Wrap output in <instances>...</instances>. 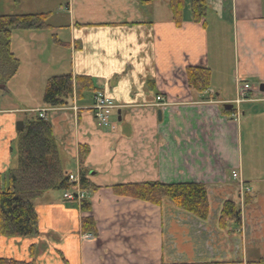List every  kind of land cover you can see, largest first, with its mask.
Here are the masks:
<instances>
[{
    "label": "crops",
    "instance_id": "1",
    "mask_svg": "<svg viewBox=\"0 0 264 264\" xmlns=\"http://www.w3.org/2000/svg\"><path fill=\"white\" fill-rule=\"evenodd\" d=\"M26 1L27 13L51 16L44 30L11 35L10 49L20 65L0 86V188L17 168V123L43 109L63 175L80 171L91 188L86 211L63 200L60 189L35 196L36 234L0 236V259L33 264L264 259L263 167L250 154L255 125L264 128V106L244 102L237 119L221 111L235 99L238 81L259 87L264 96V0H207L209 11L200 24L192 22L186 1L180 28L169 0L145 6L138 0ZM195 66L210 70V89L202 94L187 87L185 70ZM62 75L88 78L94 91L105 93L113 106L111 128H102L92 115L94 91L78 99L74 94L66 107L42 103L46 80ZM157 96L167 105L156 107ZM81 147L87 153L80 163ZM235 170L248 188L242 198L238 181L230 179ZM152 182L205 184L208 219L200 221L167 199L152 205L112 191ZM226 200L240 205L241 223L223 230L218 216ZM85 216L95 223L93 235L82 232Z\"/></svg>",
    "mask_w": 264,
    "mask_h": 264
},
{
    "label": "trees",
    "instance_id": "2",
    "mask_svg": "<svg viewBox=\"0 0 264 264\" xmlns=\"http://www.w3.org/2000/svg\"><path fill=\"white\" fill-rule=\"evenodd\" d=\"M157 0H138L145 6ZM190 6L192 22L200 24L209 11L207 0H169L173 23L176 28L183 24L182 12L185 2ZM50 13L39 14H3L0 15V86L12 79L18 73L20 65L10 49L11 35L17 30L40 31L48 28ZM187 87L200 94L210 88V70L205 67H187L185 70ZM42 103L50 108L66 107L84 92L94 91L90 79L78 76L74 81L71 75L53 76L45 82ZM230 115L232 110H221ZM17 148V168L7 175V185L0 188V236L8 239L25 238L36 234L37 213L32 199L49 189L67 190L70 185L63 175L56 145L53 139L50 123L38 116L26 120L19 133ZM86 149L80 148V163L86 154ZM80 188H91L80 172ZM115 196L133 198L154 205H160L165 199L175 207L190 213L200 221H206L209 216L208 194L205 184L159 182L117 185L112 188ZM246 203V202H245ZM219 213L218 227L225 230L228 224L239 226L241 223V208L238 203L224 201ZM82 211L88 209L87 203L82 205ZM83 233H95V223L92 217L81 219ZM0 264H33L32 261H16L0 259ZM252 264V263H250ZM255 264H264V259Z\"/></svg>",
    "mask_w": 264,
    "mask_h": 264
},
{
    "label": "built area",
    "instance_id": "3",
    "mask_svg": "<svg viewBox=\"0 0 264 264\" xmlns=\"http://www.w3.org/2000/svg\"><path fill=\"white\" fill-rule=\"evenodd\" d=\"M254 89L248 84V83H237V90H236V99L232 102L233 104L239 105L241 103H244V101H259L264 104V98L263 97H255V98H249V93L253 91ZM257 91V88L255 89ZM94 98L93 103L91 106L92 114L95 117L98 124L103 128H110V113L113 109L112 104L108 101L107 97L105 96V93L102 91H96L94 92ZM157 102L161 101L160 97L156 98ZM166 105L165 103L156 104L155 106L161 107ZM44 111H41L39 114V117H43ZM231 178L233 181H239L240 189L241 191L246 190L244 189L243 182L240 181V176L237 171L232 172ZM69 181L73 184L71 189L66 190L63 193L64 200L67 201H76L78 203H82L85 199V193L81 188H79V177L77 174H69Z\"/></svg>",
    "mask_w": 264,
    "mask_h": 264
},
{
    "label": "rangeland",
    "instance_id": "4",
    "mask_svg": "<svg viewBox=\"0 0 264 264\" xmlns=\"http://www.w3.org/2000/svg\"><path fill=\"white\" fill-rule=\"evenodd\" d=\"M26 2H27L26 0H17V1H15V0H0V15H3V14H11V15L27 14V12L30 9V6H28V4ZM15 36H13L14 41H15ZM65 46L66 45L63 43H61V45H60V47H62L63 49L65 48ZM0 99H1V92H0ZM0 108H3V105L1 103H0ZM255 133H256L255 142L253 143V146H252V149H254V151H250V154L252 157H254L256 163L260 164V166L263 167V168H261V171L259 172V174L264 176V128H263L262 124H256L255 125Z\"/></svg>",
    "mask_w": 264,
    "mask_h": 264
},
{
    "label": "water",
    "instance_id": "5",
    "mask_svg": "<svg viewBox=\"0 0 264 264\" xmlns=\"http://www.w3.org/2000/svg\"><path fill=\"white\" fill-rule=\"evenodd\" d=\"M0 88H2V87H0ZM223 109L224 110H229V109H231V106L230 105H225V106H223ZM157 114H158V119L160 120L161 113L158 111ZM22 126H23V123L21 121L19 123H17L16 128H15L16 131H20L22 129Z\"/></svg>",
    "mask_w": 264,
    "mask_h": 264
}]
</instances>
